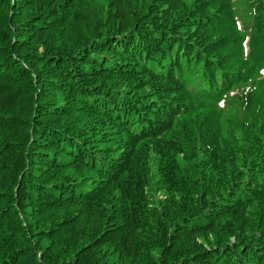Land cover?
Instances as JSON below:
<instances>
[{
    "label": "trees",
    "instance_id": "1",
    "mask_svg": "<svg viewBox=\"0 0 264 264\" xmlns=\"http://www.w3.org/2000/svg\"><path fill=\"white\" fill-rule=\"evenodd\" d=\"M262 70L264 0H0V264H264Z\"/></svg>",
    "mask_w": 264,
    "mask_h": 264
},
{
    "label": "clouds",
    "instance_id": "2",
    "mask_svg": "<svg viewBox=\"0 0 264 264\" xmlns=\"http://www.w3.org/2000/svg\"><path fill=\"white\" fill-rule=\"evenodd\" d=\"M262 72L264 73V70H262ZM246 90H251V87H247Z\"/></svg>",
    "mask_w": 264,
    "mask_h": 264
},
{
    "label": "rangeland",
    "instance_id": "3",
    "mask_svg": "<svg viewBox=\"0 0 264 264\" xmlns=\"http://www.w3.org/2000/svg\"><path fill=\"white\" fill-rule=\"evenodd\" d=\"M39 67H42V65H39ZM33 81H35V79H34V78L31 80V82L33 83Z\"/></svg>",
    "mask_w": 264,
    "mask_h": 264
}]
</instances>
